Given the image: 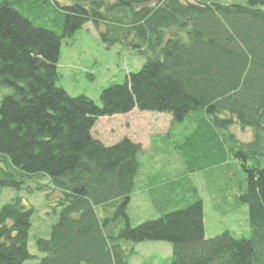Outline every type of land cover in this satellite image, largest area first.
Masks as SVG:
<instances>
[{
	"label": "trees",
	"instance_id": "16d2710c",
	"mask_svg": "<svg viewBox=\"0 0 264 264\" xmlns=\"http://www.w3.org/2000/svg\"><path fill=\"white\" fill-rule=\"evenodd\" d=\"M32 14L48 16L53 28L35 25ZM90 22L106 26L100 37L108 48L125 44L147 57L123 85L103 90L101 106L58 86L62 43ZM5 88L0 191L50 177L64 194L50 238L36 241L44 255L38 264H127L122 243L145 241L172 244L171 264H264V0H0ZM134 111L172 118L167 134L153 137V150L183 124L188 165L238 161L251 239L207 238L201 198L131 226L145 150L129 138L107 146L94 129L101 118ZM234 124L252 130V140L237 139ZM32 215L21 199L0 209V264L34 258Z\"/></svg>",
	"mask_w": 264,
	"mask_h": 264
},
{
	"label": "rangeland",
	"instance_id": "374dc122",
	"mask_svg": "<svg viewBox=\"0 0 264 264\" xmlns=\"http://www.w3.org/2000/svg\"><path fill=\"white\" fill-rule=\"evenodd\" d=\"M58 1L62 5L71 2ZM33 15L29 17L35 25L53 28L48 16ZM105 31L104 24L98 27L92 22L85 24L72 38L63 41L58 64L61 76L58 86L71 97L85 96L100 106L103 90L123 85L130 73L139 72L147 62V57L125 44L105 46L100 37ZM10 93V89H2L0 102ZM171 121L168 114L134 111L130 115L101 118L94 129V136L107 146L129 138L145 150L140 159L142 169L136 179L135 193L128 206L131 226L159 219L163 214L182 209L201 198L207 238L230 232L237 238L251 239L249 208L240 201L244 173L238 161L228 156L222 165L205 170H200L195 163L188 165L181 148L183 124L153 150V137L167 134ZM231 131L243 142L253 138L252 130L242 129L238 124H234ZM152 177L155 179L151 180ZM63 197V192L54 187L50 177L27 181L22 190L0 191V209L21 199L24 206L33 211L28 250L34 258L26 264H38L44 257L38 251L36 241L50 238L62 210ZM122 246L127 264L172 262L173 246L168 242H123Z\"/></svg>",
	"mask_w": 264,
	"mask_h": 264
},
{
	"label": "crops",
	"instance_id": "0c3cea01",
	"mask_svg": "<svg viewBox=\"0 0 264 264\" xmlns=\"http://www.w3.org/2000/svg\"><path fill=\"white\" fill-rule=\"evenodd\" d=\"M132 113H134V112H132ZM132 113H131V114H132ZM129 115H130V114H129ZM99 140H100V139H99ZM100 141H101V140H100ZM101 142H102V141H101Z\"/></svg>",
	"mask_w": 264,
	"mask_h": 264
}]
</instances>
